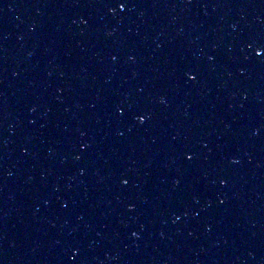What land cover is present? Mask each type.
<instances>
[{
  "label": "water",
  "instance_id": "obj_1",
  "mask_svg": "<svg viewBox=\"0 0 264 264\" xmlns=\"http://www.w3.org/2000/svg\"><path fill=\"white\" fill-rule=\"evenodd\" d=\"M262 47L264 0H0V264H264Z\"/></svg>",
  "mask_w": 264,
  "mask_h": 264
},
{
  "label": "snow or ice",
  "instance_id": "obj_2",
  "mask_svg": "<svg viewBox=\"0 0 264 264\" xmlns=\"http://www.w3.org/2000/svg\"><path fill=\"white\" fill-rule=\"evenodd\" d=\"M119 8H120L121 11L125 10V9L127 8V3H126V2H121V3H119ZM262 53H264V47H262L260 50H258V51L256 52V55L259 56V55H261ZM190 79H191V80H196L197 77H196V75H194V74H190ZM138 119H139L141 122H144V121L147 119V117H145V116H139ZM121 134H122V133H121ZM192 158H193L192 156H187V159H188V160H192ZM124 183L127 184V183H129V181H128V180H125ZM224 183H227V182L224 181Z\"/></svg>",
  "mask_w": 264,
  "mask_h": 264
}]
</instances>
